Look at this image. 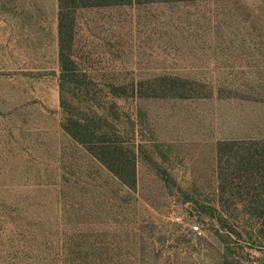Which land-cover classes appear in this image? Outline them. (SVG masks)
<instances>
[{"label": "rangeland", "instance_id": "374dc122", "mask_svg": "<svg viewBox=\"0 0 264 264\" xmlns=\"http://www.w3.org/2000/svg\"><path fill=\"white\" fill-rule=\"evenodd\" d=\"M58 17L0 0V264H264V0Z\"/></svg>", "mask_w": 264, "mask_h": 264}, {"label": "trees", "instance_id": "16d2710c", "mask_svg": "<svg viewBox=\"0 0 264 264\" xmlns=\"http://www.w3.org/2000/svg\"><path fill=\"white\" fill-rule=\"evenodd\" d=\"M132 0H59L58 35H59V60L63 74L70 72L69 64L74 63L69 51L73 46L75 35V12L79 8L102 7L126 4ZM81 125V123H80ZM68 131V130H67ZM68 134L78 143L85 145V141L77 134L68 131ZM122 147L117 144L106 145L103 158L89 148V152L97 157L112 173L124 184L134 187L136 184V166L133 159L124 160L119 152Z\"/></svg>", "mask_w": 264, "mask_h": 264}, {"label": "built area", "instance_id": "2783aa9c", "mask_svg": "<svg viewBox=\"0 0 264 264\" xmlns=\"http://www.w3.org/2000/svg\"><path fill=\"white\" fill-rule=\"evenodd\" d=\"M180 220H181L180 218H177V221H178V222H179ZM193 229H194V232H195V233L201 235V231H200L199 227L195 226Z\"/></svg>", "mask_w": 264, "mask_h": 264}]
</instances>
